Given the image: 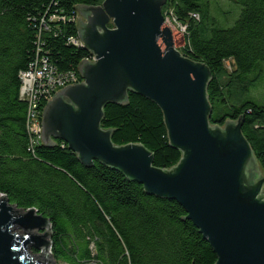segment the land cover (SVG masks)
Instances as JSON below:
<instances>
[{"label": "trees", "instance_id": "16d2710c", "mask_svg": "<svg viewBox=\"0 0 264 264\" xmlns=\"http://www.w3.org/2000/svg\"><path fill=\"white\" fill-rule=\"evenodd\" d=\"M103 1L0 0V195L49 220V247L58 264H215L216 255L178 202L146 194L98 161L85 167L61 140L51 147L30 143L21 73L44 60L57 76L80 83L79 67L92 56L71 42L79 41L77 8ZM229 1L240 7L232 24L224 17L230 10H218L220 25V16L211 13L213 0H167L162 12L185 28L180 53L212 74L210 126L240 120L264 174V104L251 97L263 78L264 0ZM49 100L37 99L40 120ZM103 114L101 128L112 131L114 146L141 145L163 170L181 159L169 144L161 111L149 100L128 93L126 104H109Z\"/></svg>", "mask_w": 264, "mask_h": 264}, {"label": "water", "instance_id": "95a60500", "mask_svg": "<svg viewBox=\"0 0 264 264\" xmlns=\"http://www.w3.org/2000/svg\"><path fill=\"white\" fill-rule=\"evenodd\" d=\"M166 3L104 0L77 8L80 47L92 60L81 63L80 83L46 104L41 141L51 147L61 140L85 167L98 161L146 194L178 202L216 255L215 264H264V174L240 120L210 126L212 74L175 47L162 12ZM128 93L161 111L169 144L182 154L173 168L154 167L141 145L114 146L112 131L101 128L103 109L126 104ZM50 232L49 220L37 211L18 210L0 196V264H55ZM28 247L42 251L34 258Z\"/></svg>", "mask_w": 264, "mask_h": 264}, {"label": "built area", "instance_id": "2783aa9c", "mask_svg": "<svg viewBox=\"0 0 264 264\" xmlns=\"http://www.w3.org/2000/svg\"><path fill=\"white\" fill-rule=\"evenodd\" d=\"M163 15L166 23L171 29L173 28V26L171 25H179L175 18L172 16L171 12L169 13V15ZM75 20L77 21V18ZM180 28L183 31L184 36L185 28L182 26H180ZM71 42L75 46L80 47V42L78 40H71ZM20 78V98H22L28 103V118L26 129L29 135L30 143L32 146H34L42 142L41 120L39 119V116L36 113V103L38 97H47L51 99L54 94H56L58 91L62 90L65 87L75 85L77 83H75L76 81L73 76H57L53 68L44 60H42L41 63L36 64V66L31 68L29 71L21 73Z\"/></svg>", "mask_w": 264, "mask_h": 264}, {"label": "rangeland", "instance_id": "374dc122", "mask_svg": "<svg viewBox=\"0 0 264 264\" xmlns=\"http://www.w3.org/2000/svg\"><path fill=\"white\" fill-rule=\"evenodd\" d=\"M218 10L220 12H221V10H222V12L223 11L229 12V10H230L229 14H226L224 17H226L225 20H227V21H229L230 19L233 20L231 22V24H232L237 19L238 15H239L240 7L236 4H234L233 2L229 1V0H213V3L211 2V13H216V14H218V17H219L220 13L217 12ZM236 10H237V13H236ZM220 18L221 19H220L219 23H220V25H222L224 18H222L221 16H220ZM171 26H173L172 30L174 33L175 47L178 50H180V48L184 45L183 31L181 30L180 26L177 24H173ZM219 27L226 28L225 26H219ZM232 67L233 66H232V63L230 61L225 62V68L227 71L230 72ZM262 70H263V78H262L260 84L254 90L251 91L252 99L254 101H256L258 104H264V65L262 66ZM241 95H244V92L241 93ZM16 233L21 235L22 233H24V231L22 229H18L16 231ZM31 248L32 247L27 248L29 254L31 256H33L34 258H37L40 255L42 248L38 249V253H35V254L32 253ZM54 262H55V260H54ZM55 264H58V263L55 262Z\"/></svg>", "mask_w": 264, "mask_h": 264}, {"label": "flooded vegetation", "instance_id": "af4514ba", "mask_svg": "<svg viewBox=\"0 0 264 264\" xmlns=\"http://www.w3.org/2000/svg\"><path fill=\"white\" fill-rule=\"evenodd\" d=\"M78 21H80V19H79ZM79 23H80V25H81V22H79Z\"/></svg>", "mask_w": 264, "mask_h": 264}]
</instances>
